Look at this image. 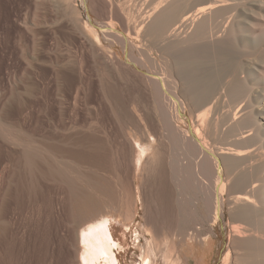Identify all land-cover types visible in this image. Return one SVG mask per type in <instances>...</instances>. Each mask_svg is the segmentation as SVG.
Wrapping results in <instances>:
<instances>
[{
  "label": "rangeland",
  "instance_id": "obj_1",
  "mask_svg": "<svg viewBox=\"0 0 264 264\" xmlns=\"http://www.w3.org/2000/svg\"><path fill=\"white\" fill-rule=\"evenodd\" d=\"M63 1L65 2L63 3ZM55 2L59 4L57 5ZM129 2L127 0H114V1L113 0H0V122L2 123L3 121V123L8 125V126L4 125L5 127H11V128H14L15 125L18 126L19 124H21L18 127H22L27 132L28 130H30L31 133L30 132L29 133L32 134L33 132L35 134L34 136L36 135L40 136L38 137L40 138V140H42L41 138H44L43 143H46L47 141L46 143L47 145L49 144L51 145L52 141L49 140L50 138L49 136L52 133L51 135L53 134L55 135L54 138L59 137L56 140L58 141L60 140L59 143H57L58 141H56V143L59 144L60 146L58 145L53 146V144L51 146L53 149H55V152L56 151H60V153L64 152V150L68 146L67 149L69 148V151L66 152L65 150L64 153L66 154V156L68 154H69L68 156H70L71 154L70 158L68 156L63 157L65 155V154L63 155V153L59 157L58 155L59 152L58 153L56 152L57 153L56 158L58 159L59 157V160H57L58 162L57 164H60L59 167L63 166L65 169L66 168L65 165L66 166L68 165L67 168L69 169L66 168V171H65L66 174H64L65 172L62 173L63 175L58 173V176L56 177L57 181L55 182L56 184L54 183L55 185H52L53 189H51L50 191L49 186H51V184H49L50 182L47 179L45 180L44 178H41V179L39 178L37 180L35 178L33 181L31 180L32 177L31 178L29 177L30 176L29 174L27 175L26 173L25 175V173L23 172L22 173L18 172L20 169L17 168L15 164H13L15 163L14 159L16 157L14 156L12 152L13 150L15 152L18 148H19L18 149L19 151L20 147L9 144L6 141V139H3L4 137L0 138V140L2 141V142L0 141V150L3 152V154L6 152L5 154L7 156V157L5 156L7 159L5 157H1L3 155H2V152L0 151V154H1L0 155V160H1L0 161V167H1L0 168V201L1 202L4 201L3 208H1V210L3 209L5 210L4 212L7 213V215L4 213L5 216H7L9 220L11 219V221L14 218H16L14 217V215H16L18 212L19 214L21 212L22 217L24 214V218H23L24 220L25 218L28 219L26 220V222H24V220L21 219L24 224H20L21 225L19 226L20 229L16 228L18 230V231L16 230L18 234L11 233V232H15V231H11V228H9L10 230L8 229L7 232L4 230L7 233V234L5 233V235H4V232L1 231L0 233V264H78V259H77L78 245L76 242V238H77L76 235L79 229L78 227L81 225L82 221H84L85 219L83 218V216L79 215L78 213L75 214V212H78V210L81 207H83L85 204L92 205V202L94 203L95 206L97 205V207H98V203H99V206L101 207L102 205H104L106 207V208L103 207L105 210H107V208L111 206L114 208V210L112 207H111V210L109 208V211L108 210L105 211L106 213L104 214L109 215L112 213L111 214V217L113 219L111 220L112 232H114V236L116 238H119L120 240H122L123 239L121 235L122 226H121V221H120L121 218L118 216L119 215L118 214L119 210L117 208L118 204L114 205V203H118L117 197L119 196V193H120V190H117L119 189L118 186L120 188L123 185L124 187L125 186L127 187V186H132V184L135 183L137 186H140L138 187L139 190L142 189L144 191L142 192L145 193L147 197V198L144 197L145 195L141 192L143 194L144 199L151 200L152 195L155 194L154 193L155 191H157L158 193L162 190V188L164 189L165 185L161 184L163 183L161 181H166L169 179V172L166 173L169 170V166H168L169 159L170 161L171 159H173L171 163L173 162L174 165H176V167L180 165L179 166L180 170L181 169L184 170L183 167H186L185 169L187 170L188 168L191 169V167L195 166V169L192 168L191 169L192 171L190 169L188 171L189 173H194L195 171V173L198 175H196V177L193 176L190 178L191 183L189 186H187V188L186 187L178 188L180 189L179 190L180 192H178V194L175 197H178V196L179 197L177 199L175 198L173 201L174 203L176 200L175 202L176 204L175 203L173 204L175 207L172 206V208L174 207L173 210L176 209L177 212L175 213L176 215L172 217V219L173 218L175 219L172 220V224L169 226V230L167 232L168 237L166 236V238L164 239L166 241H159L160 240L159 232L153 233L152 237L154 236L155 237L150 242V246L153 245L151 246V248L153 247L152 249L153 250L155 249L154 251H152V253L154 252L153 253L154 255H152L153 264H183V263L187 264V261L190 264H192L194 263V261L197 262L198 258H200L202 248L207 246L209 242L210 243L214 242L213 243L214 244L213 245L214 246V257H213L211 264H222L223 263L222 256L227 248L228 249L230 248L229 250L231 252L228 264L229 263L230 264H249L248 261L250 259L248 258V255L246 259L245 257L246 254L244 250L240 248L237 241L235 242L234 238L232 237L233 236L232 228H234V225H233L234 223L232 224V222H235V224L240 222L242 223V225L244 224V227L246 224H248L247 225L248 227L246 226L247 231H249V233L250 231L251 233L254 231L253 233H255L254 234L255 238L254 237L252 238L255 239L256 244L254 243V245H255L256 253H254L253 256H251L250 261L252 260L254 262H257L256 260L260 261V259L262 260V257L264 256L263 254L264 252H262L263 249L261 248L262 247L261 244L264 243V240H263L264 238L261 235L263 232L262 231L263 229L262 230L259 229L263 227L262 226L263 222L260 221V218L261 216H263L264 210L260 209L262 212L260 210L253 211V213L256 215H254L253 213L251 214L247 213V216L248 214L251 215L248 217L249 220L246 217L245 220L240 221V219L237 220V218H235L233 214L232 206H229L230 204L227 202L228 200L225 199L223 203V207H222L223 214H221L220 218H217L212 224V217L210 215L212 214V212L210 213V211H208L209 209H208V205L206 201L207 194H205V191L208 190V188L213 184L212 183L213 182L212 180H214L212 178L213 176L206 174L199 167L201 166L200 163L205 159L202 155L198 154L200 156L198 157V155L195 154L194 155L195 157H194V156L188 155L187 153H184L185 151L182 149L181 144L177 143L178 144L177 145L176 141L174 139L172 140L174 136L173 132L171 133L169 129L168 130L164 129L168 127L167 125L166 127L162 126V125H165L166 122L164 119H162L163 117H161L159 104L158 102H156L157 94H156V90L153 85V82L151 80L152 78H149L147 76V74H150V72L163 73L164 71L162 72V70L164 68H161V67L163 66V64L167 62L169 63V60L167 58H166L167 61L165 60L166 54H164L161 51L162 47L165 45L167 40L163 39L162 40L163 42L161 45L162 47L160 46L161 44L160 39L162 37V34L164 38L166 37V34L162 32L161 35L159 34L160 38H158V35H157L156 37L157 40H155L156 38L153 36L152 39L155 40L153 42V40L151 39L152 36L150 34L148 35H150L151 37L148 36L145 32H143L144 34L141 33L142 31L145 30L144 28L147 26L146 24H148V22L150 21L149 19L145 20L140 31L136 33L137 30L135 28L137 27V24L140 23L139 20H143V15L140 13H145V11H147L151 7L152 4L150 3V0H141V1L140 0H134V1L130 0ZM125 3L128 5V7H130V11L132 10L131 11L132 15L136 16L138 14L137 11L139 12V14L136 16L138 18H136L134 21L133 19H131L132 20L131 21L129 18H127L128 16L126 15V10L123 9V5H125ZM149 3L151 5H149ZM115 7L118 8V10ZM140 16L142 17V19ZM84 21H87L88 24L92 23L94 25V28H93L94 30L96 28V31H97L96 33H98L97 38L100 41L98 43V46H100L101 44L102 46L105 45L102 50H100V48L102 47L101 46L97 47L95 41L93 40L94 38L96 39L95 37L96 33L94 34L93 32L94 30L92 28L85 27ZM109 21H111L110 23L114 25L116 30H118V33L116 34L112 30H107V33L113 32L111 34H114V35L116 34L118 39H115L116 36H114L115 37L114 38L111 34L110 36H107L109 35V33L107 34L106 32H104L105 33L104 34L105 36H104L101 30L99 29V27L101 26V23L102 25H104L108 23ZM133 22L134 23L136 22V24L134 25ZM191 25L193 26V24ZM191 27H189L190 30H191ZM189 28L187 30H189ZM181 31H184V29L180 30L179 32L181 33ZM119 34L120 35L122 34L123 36L127 37L128 44L126 46H124L123 43L121 42L120 39L122 35L119 36ZM179 35H175V36L173 35L175 38L173 36L171 38L174 39L173 41H175L176 37H178L177 39L178 41L179 38L182 36V35L181 36ZM150 39L152 40V42L150 41ZM167 39L169 40V37ZM154 43H157V45L156 44L155 45L156 47L159 46L158 48H160V51L155 48V45L153 46ZM152 47H154L156 51ZM110 50L113 52L111 56L107 54ZM156 52H158L159 54H157ZM105 54H107L109 58L105 56ZM160 54H163L165 56L160 55ZM251 56L257 59L256 61H259V59H264V51L262 50L260 45H255L254 47H252ZM72 58H73V61H72ZM68 59L70 60V62ZM71 61L73 62V64ZM74 62H75V65H76V62H78L75 67H74ZM260 82L264 83V80L262 79L260 80ZM32 85L34 87H32ZM126 91L129 92L128 94L130 96L127 94ZM76 93L78 96L76 95ZM124 96H126V100H127V97H130V98L131 96H134V97H132L133 100L132 98L131 99L129 98L127 100L128 101L127 103L125 102L126 100ZM74 97H76V99ZM138 99L140 100V102ZM121 100H125L123 101L124 103L121 102ZM129 101L131 104L133 103L132 104L133 106L135 105L134 106L135 108L131 104H129ZM125 103H127V107L131 105L132 108L135 109V111L137 110V113H138L137 115L141 114L140 118H143L144 121H146L147 123H141V126L138 127L137 125H140L138 122L140 121L139 116L130 114L131 111H133L132 113H134V110H130V112L128 111L129 114L124 113L125 110L123 111L122 109L127 108V107H124ZM262 103L264 105V101ZM120 106H122V109ZM130 107L128 108L130 109ZM129 109H126V110H129ZM121 111L123 112L121 113ZM120 114L121 115L123 114L122 117H125L124 115H126L128 116V118H129V115H131L129 119L125 117L127 119L126 123H128V121L131 120V117H133L135 121H133L134 119L132 118L131 123L129 122L128 124H126L125 118H124L123 122L121 123L120 120H122V117L120 118L121 116ZM171 115L173 116L174 114L171 112ZM183 115L185 116L184 119L186 117L189 118V116H191L189 120L192 119L191 123L193 122L194 115L192 113L188 111L186 112L183 111ZM136 116L138 117L137 121H136V118H137ZM144 116H147V117H144ZM100 118H102V120ZM116 119L118 120V122ZM172 121L174 122L172 123L174 124L176 128L182 129L181 130L182 132L186 128V124H184L182 120L181 121L176 120L175 116L172 117ZM13 122H16V123H13ZM119 122L122 125L124 123V125L120 126L121 124ZM134 122L135 123L137 122V124H134ZM247 122H248V118H247ZM88 123H90V125ZM79 124L81 125L80 126L81 128L77 127L79 126ZM129 124H133V125H129ZM142 124H144L143 125L144 127L146 126L145 127L146 129L149 128L148 132L152 134L155 139L154 145L158 146L157 148L162 151L160 153L156 152L157 154L155 153V156H157L159 160L162 159V162L161 160L158 161L156 157L155 159L160 164L162 163L161 166L163 165L166 170L163 168V166L162 168L157 167L156 169V166L159 165L156 160L154 161L151 160L152 165H151V162H149L150 164L148 163L149 165L146 162L145 164L147 166L146 165L144 167L143 165L141 166L144 168V170L140 167L141 170L139 168L135 172L132 171L133 169L131 165H129L128 168H124V167L122 168V165H120V164H123L125 160L127 162L129 160L128 158H130V154H129L130 146L129 144L127 146L128 140L126 136L128 132H130L129 136L133 135L135 136V138L137 137L136 139L139 138L138 141L143 142L147 140L145 133L142 132V130L145 129L144 127H142ZM12 125L14 127H12ZM74 127L76 129H74ZM85 127L87 129H85ZM150 127H153L154 129ZM65 128H68V129L66 130ZM139 130H141V133ZM74 131L75 133H73ZM168 131L170 133H168ZM47 132L49 133L51 132V133L49 134ZM71 132L72 134L70 137L69 133ZM0 133L2 132L0 131ZM46 133L49 134V136L47 135L49 138L46 137ZM65 133H66V136L67 134L69 136L66 137ZM142 133L144 135H142ZM169 135H172V136H170L169 138ZM37 136L35 137V139H38ZM209 136H211L210 138H213L214 140H216L213 134ZM80 137L82 138V140L83 139L84 140L82 141ZM124 137H126V139ZM63 138L64 139L66 138V140L68 138L69 139L71 138V140L66 141ZM38 140H37V143L40 144L41 141L38 142ZM75 140H76V143L74 142ZM124 140H126V142ZM61 141L62 143L64 141V143L62 144ZM95 141L99 144L95 143ZM67 142H68V145H67ZM171 143L172 144L175 143L176 146L173 145L172 147ZM46 144H44V146L47 149L48 147ZM61 144L62 146H64L63 148L61 147ZM40 146L44 147L42 143L40 144ZM55 146L57 147L54 148ZM239 146L240 148L245 147L244 145H243L244 147H241V144H239ZM51 147L49 146V148ZM169 147L172 148L174 151H171ZM174 147H177L178 150ZM212 147H213L212 149L214 148L215 150L217 149L215 144ZM76 149H78V151L80 150L79 152H81L80 153L81 155L77 154L78 151ZM73 151L75 153H73ZM93 151L94 152L102 151L100 153V155L102 154V157H100L99 159L100 161L102 159L101 161L102 164L100 163L98 165H93L92 162H90L92 161L90 158L91 156H88V155H90V152H93ZM8 152L10 153L11 158L12 157L14 158V159L12 158L11 161L8 160V158L10 157L8 155L9 154ZM169 152H171L170 155L168 154ZM118 153L120 156L118 155ZM172 154H175L177 156L172 155ZM103 155H105L106 157L103 158ZM72 156L74 159H72ZM121 156L124 157V160ZM62 157L64 160L67 158L65 160L66 162H64ZM120 157H121V161H120ZM150 158L152 157L148 156V158H146V161H149ZM175 158L177 159L176 161L178 165L176 164ZM70 160L71 161L74 160V161L71 162ZM76 160L78 163L75 162ZM198 160H200V162ZM62 161L66 164L61 163ZM118 161L119 162L123 161V162L119 164ZM68 162L70 164H67ZM154 162H156V164ZM194 162L197 164L199 163L198 164L199 166H197V164H195ZM42 164H45V162L42 161ZM153 164L155 165L153 166ZM255 164L256 163L252 165L254 166V168H252L251 166V169L255 170V168L257 167L255 166ZM1 165H3V167ZM43 166H44L43 170L45 171L46 165H43ZM96 166H97V169H96ZM59 167H58V170H59ZM149 167L150 169L148 170ZM120 168L122 170H120ZM129 168L131 169L130 170L131 172L129 171ZM163 169L166 172H163ZM61 170L58 172H62ZM67 170H68V173H67ZM125 170H128V171H125ZM121 171L122 173H120L121 174L120 175L119 172ZM159 171L162 173H160ZM200 171L202 172L199 173ZM136 172L138 175L136 174ZM20 173L22 176L24 175V178L20 175ZM123 173H124V176H123ZM125 174L131 175V176L134 175L133 176L134 178L128 177V175H125ZM164 174L168 176H165ZM17 175L21 177H18ZM160 175L162 176L160 177ZM25 176L27 178L29 177L28 178L29 182H32L33 185H31V183L28 184V179ZM117 176L118 178L116 179ZM138 176L140 177V179ZM10 177L14 178L15 180L12 178L9 179ZM21 178H22V181L19 180ZM129 178L130 179L132 178L133 181L131 180L130 182ZM24 179L26 180L25 182L26 185L22 186L21 184L25 181ZM119 179L121 181H119ZM122 180H123V183H122ZM17 181H18V184L21 183L19 186L17 183H15ZM8 182L11 183L10 186L8 185ZM140 182L143 186L141 184L138 185V183ZM106 183L108 184L110 189L108 188ZM14 184L16 187L14 186ZM112 185L113 186L116 185L117 189L114 188ZM149 185L150 186L152 185V186L150 187ZM206 185L207 187H205ZM141 187H143L144 189ZM5 188L7 189V191ZM15 190L16 192H14ZM117 191H119V193ZM7 192H8L7 194L8 197L6 196ZM163 192L164 190H162V193ZM157 193H156V197H157L156 199L158 201L161 197L164 198L165 194H162L160 192L162 196L160 195V198H159L158 196L159 193L158 194ZM19 194L21 196H19ZM3 196H5V198H3ZM148 196H150V198ZM20 197L21 198L23 197L22 198L23 200ZM225 198H226V195H225ZM109 199L110 201H112L113 205L109 204L111 203L109 202ZM113 199H115L114 202H113ZM152 199H154L155 202L151 200V203L153 204L157 203L156 202L157 200L155 199V197H153ZM144 201L148 202V200H144ZM161 201H162V198L160 199L159 204ZM21 202L24 204H22ZM106 202L108 203L106 204ZM149 202L147 203L148 205H149ZM1 204H0V207L2 206ZM147 204L146 206H148ZM153 204H150L149 206H152ZM159 204H158V209H159ZM161 204H163V202H161ZM252 204L255 205L257 204V202L252 203ZM107 205L109 206L107 207ZM149 206L147 208H149ZM162 207L163 205H161L160 208ZM16 208L18 209L21 208L20 209L21 211H18V209ZM97 209L98 210L101 209L99 210V213L102 212L103 214L104 211L102 210L104 209L102 208H97ZM16 211L18 212L16 213ZM259 212H261L262 214L261 216ZM19 214L17 215V218L18 217L22 218L21 216H19ZM258 216L260 217L257 218ZM139 221H140V215L137 216L135 220V225ZM259 221L261 222V224ZM24 225L26 228L24 227ZM135 225H133L132 228H134ZM21 227L23 229L25 228L27 231L24 232L23 229H21ZM170 227H172V230ZM260 231H261V234H260ZM257 232H258V235L256 234ZM154 234H156L159 237H156V235ZM15 235L16 236L19 235V236L16 237ZM256 235L259 237H256ZM155 238H156V241H155ZM157 238L159 239L158 241H157ZM128 240H130L129 233H128ZM142 244H144V240H142ZM133 250L134 249L131 248L127 256H125V254L122 252L123 264H132L131 263L132 262L131 252ZM133 259L138 260L137 256H134ZM173 261L174 263H171Z\"/></svg>",
  "mask_w": 264,
  "mask_h": 264
},
{
  "label": "bare ground",
  "instance_id": "obj_2",
  "mask_svg": "<svg viewBox=\"0 0 264 264\" xmlns=\"http://www.w3.org/2000/svg\"><path fill=\"white\" fill-rule=\"evenodd\" d=\"M127 1L129 2L130 0H127ZM64 2L65 1H63V3ZM52 3H53V1H52ZM150 3H149V5H151V7L147 11H145V13H140L143 15V20H139L140 23L138 21L139 24H137V27L135 26L136 27L135 29L137 30L136 33H138V31H140L143 23L145 22V20L149 19L150 21L148 22V24L145 23L147 25V26L145 25L146 26L144 28L145 30L142 31L141 33L145 32L147 35L150 34L152 37L150 35H148V36H150L151 39L153 38V36L156 38L157 35H158V38H160L159 36L161 35L162 32L164 34H166L165 38L163 37V34H162V37L160 39L161 44L160 43L159 44L161 46L162 42H163L162 40L163 39L167 40L165 45L163 44L164 46L163 47L161 46L162 47L161 51L164 54H166L167 57L163 54H160V55L165 56V60L167 58L169 60V63L168 62L165 63L167 60L165 62H163V63H165L161 67V68H164L163 70L161 69L162 72L164 71L163 73L150 72V74H147V76L149 78H152L151 80H152L153 85H154L155 90H156V94H157V101L156 102H158V104H159L161 117H163L162 119H164L165 122L167 123L166 124L165 122H163V123H165V125H162V126L166 127V125H167L168 127L164 128V129H166V130L169 129V131L171 133L173 132L174 136H173L172 140L174 139L176 141V144L177 143L181 144L182 149L185 151L184 153H187L188 155H191V156H194L195 154L196 155L199 154L205 158L200 163L201 166L198 165L199 163L198 164L195 162L194 163L197 164V166H199L203 172H205L208 175H212L213 176L212 178L214 179V180H212L213 184L211 186L209 185L210 187L208 188V190H206L207 188L205 189L206 191L204 190L205 194H207L206 195L207 196L206 201H207V205H208V209H209L208 211H210V213L212 212V214H210V215H212L211 216L212 221H215L217 218H220L221 214H223L222 213V207H223V203H224L225 199L228 200L227 202L230 204L229 206H232L233 214H234L235 218H237V220L240 219V221L245 220L246 217L248 218L249 216H251L249 214L247 216V213L251 214V213H253V211H257L260 209L264 210V105L262 103L264 101V83L260 82V80H262V79L264 80V59H259V61H256L257 59H255L254 57L251 56L252 47H254L255 45H260V47L264 51V21H262V20H264V0H150ZM125 5H123V9L126 10V15L128 16V17L127 16L126 17L129 18L130 20L133 19V21L136 18H138L136 16L139 14V12L137 11L138 14L136 16L132 15V12H131L132 10L130 11V7H128V5L126 3H125ZM124 6H125V8H124ZM136 8H138V7H136ZM116 9L118 10V8H116ZM123 9H121V10H123ZM141 19H142V17H141ZM130 20H129V22H130ZM110 22L111 21H109L108 23H106L104 25H102V23H101V26L99 27V29L101 30L103 35L105 34L104 32L107 33V30H112L116 34L118 33V30H116L114 25L111 24ZM135 24H136V22L134 23V25ZM191 24H193V26ZM84 25H85V27H89L92 29L94 28V25L92 23L88 24L87 21H84ZM189 27H191V30ZM188 28H189V30H187ZM182 29H184V31H181V33L182 32H184V33L181 34L179 31ZM93 32H94V34L97 32L96 28ZM113 32H111V33H113ZM111 33H109V35H107V36H110ZM116 34L115 35L111 34V35L114 37V36H116ZM179 34H181L182 36ZM121 35L119 34V36H121ZM173 35L174 36L179 35L182 38L180 37L181 39L179 38V40L177 41L178 37H176V40L173 41L174 39L171 38ZM95 37H96V39L94 38L93 40L95 41L97 47H100V46L102 47V48H100V50H102L105 45L102 46V44L100 43L101 45L99 44L100 46H98V43L100 42L99 39L97 38L98 33H96ZM168 37H169V40L167 39ZM115 39H118L117 36ZM151 39H150V41L152 42L153 39L152 40ZM170 39H172V40H170ZM120 40L124 46H126L128 44V39L126 36L122 35ZM155 40H157V38ZM155 40H153V42ZM155 44L157 45V43H154L153 46ZM156 45H155V48L160 51V48H158L159 46L156 47ZM152 48L155 50L154 47H152ZM104 51H105V49H104ZM104 51H102V52H104ZM158 52H156V53L159 54ZM162 52H160V53H162ZM112 53L113 52L110 50L107 54L109 56H111ZM107 54H105V56H107ZM252 55H253V53H252ZM109 56H107V57L109 58ZM71 57H73V56H71ZM72 61H73V58H72ZM75 61H77V60H75ZM69 62H70V60H69ZM77 63L78 62H76V65H77ZM72 64H73V62H72ZM72 64H70V65H72ZM76 65L74 62V67ZM71 68H72V66H71ZM159 70H160V68H159ZM107 77H109V76H107ZM79 82H80V80H79ZM260 83H262V84H260ZM115 86H116V84H115ZM32 87H34V86L32 85ZM126 87H124V88H126ZM128 93L129 92H127V94ZM117 94H118V92H117ZM130 94H131V92H130ZM76 95H77V93H76ZM124 97L126 100V96H124ZM132 97H134V96H131V98ZM74 98L76 99V97H74ZM129 98L130 97H127V100ZM125 100H121V102H123ZM127 100L125 102L128 103ZM132 100H133V98H132ZM148 100H149V98H148ZM139 102H140V100H139ZM127 103H125L124 107H127ZM129 104H131L130 101H129ZM138 104H140V103H138ZM131 105H129L128 107H130ZM132 106L130 107V109L128 107L124 108V109H122V106H120V107L123 111L124 110L127 111V112L124 111V113H126V114L128 113V111L130 112V110H134V113H132L133 111H131L130 114L137 115L138 114L137 110L135 111V109H134L135 105L133 106L134 108H132ZM150 108H152V107H150ZM126 109H129V110H126ZM123 111H121V113ZM183 111H185V112L188 111L194 115V116L192 115L194 118L192 123H191L192 119L189 120V118L191 116H189V118L186 117L184 119L185 116L183 115ZM171 112L174 114L173 116L176 117V120H180V121L182 120L183 123L186 124V128L183 130V132L181 131L182 129L176 128L174 126V124H173L174 122L172 121L173 116L171 115ZM122 115L120 116V118L122 117ZM134 115H132V116H134ZM140 115H137V116H139V118H140ZM124 116L128 118V116H126V115H124ZM130 116L131 115H129V118H130ZM125 117H122V120H120L121 123L123 122ZM144 117H147V116H144ZM132 118L133 117H131V120H129L128 123L129 122L131 123ZM247 118H248V122H247ZM100 119L102 120V118H100ZM137 119H138V117L136 118V121H137ZM141 119H142V121H141ZM126 120L127 119L125 118V123H126ZM139 120L140 121H138V122L140 125H137L138 127L141 126V123H147L146 121H144L143 118H140ZM133 121H135V119ZM101 122H103V121H101ZM105 122H106V120H105ZM117 122H118V120H117ZM2 123H3V121H2ZM2 123L0 122V131L2 132V133H0V138L4 137L3 139H6V141L9 144L20 147L19 151H18V149H19L18 148L15 152H14V150L12 152L14 154V156L16 157L15 159L12 157L15 160V163H13V164H15V166L20 169V170L17 169V170H19L18 172H21V173L23 172V173H25V175H26V173H27V175L29 174L30 175L29 177L30 178L32 177L33 179L31 178V180H33V181L35 178L37 180L39 178L40 179L44 178L45 180L47 179L50 182V183L49 182L48 183L51 184V186H49L50 191H51V189H53L52 185L56 184L55 182L57 181L56 177L58 176V173H60V174L64 173L66 171L67 166H68V165L67 166L65 165L66 168L64 169L63 166L59 167L60 164H57L58 163L57 160H59L60 155H62V153L64 155L65 150H66V152L69 151V148L67 149L68 146L66 147V149L64 148L65 149L64 152L60 153V151H56L57 153L59 152V154H58L59 157L57 159L56 158L57 153L55 152V149H53L51 146H52V144H53V146L54 145L60 146L59 144H57L60 142V140L59 141L56 140L59 137L54 138V136H55L54 134L51 135L52 134L51 132H50L51 134L49 132H47L50 134V136H49V134L46 133V137L49 136L50 137V138L48 137L49 140L52 141V142L50 141L51 145L50 144L47 145L46 144L47 141H46V143H43L44 138H41L43 140L42 141V140H40V138H38L40 136L36 135L39 140L35 139V137H36V136H34L35 134L33 132H32V134H30L31 132H30V130H28V128H27V130H28V132H27L22 127H18L21 124H19L18 126L13 124V125H15V127L12 125V127H14V128H11V127H5L8 125H6L5 123H3V124ZM13 123H16V122H13ZM37 123H39V122H37ZM128 123H126V124H128ZM80 124L77 127H80L81 126ZM88 124L90 125V123H88ZM134 124H137V122L136 123L134 122ZM40 125H42V124H40ZM123 125H124V123H123ZM123 125L121 124L120 126H123ZM129 125H133V124H129ZM143 125L144 124H142V127H144ZM9 126H10V124H9ZM54 126H55V124H54ZM134 126H136V125H134ZM150 128L154 129L153 127H150ZM65 129L67 130L68 128H65ZM74 129H76V128L74 127ZM85 129H87V128L85 127ZM138 129H140V128H138ZM148 129L149 128H147V129L145 128L144 130H142V132L145 133V136L147 138V141H145V142L144 141L143 142L138 141L139 138L136 139L137 137L135 138V136H133V135L129 136L130 132L127 131L128 134L126 136H127L128 142H129V143L127 142V146H128V144L130 146L129 147L130 148L129 149L130 158H128L129 160L127 162H126V160L124 162L122 161L124 165L120 164L122 162L118 161L119 164L122 165V168L123 167L128 168L129 165H131L132 169H133L132 171L135 172L142 165L144 167L146 165L145 164L146 162L148 164L149 162H151V160L154 161V160L158 159V157L155 156V153H156L155 150L157 149L158 146L155 147V150H154L155 139H154V136L148 132ZM83 130H82V132H83ZM206 130H208V131H206ZM121 131H123V130H121ZM139 131L141 133V130H139ZM169 131H168V133H170ZM207 132L210 134H208ZM67 133H68V131H67ZM73 133H75V131ZM69 134L71 137L72 132ZM82 134H84V133H82ZM211 134H213V136L216 140H214L213 138H210L211 136H209V135H211ZM142 135H144V134L142 133ZM155 135H156V133H155ZM65 136H66V133H65ZM68 136L69 135L67 134L66 137H68ZM77 136H78V134H77ZM170 136H172V135H169V138H170ZM75 137H76V135H75ZM124 138L126 139V137H124ZM155 138H157V137H155ZM211 139H213V140H211ZM37 140H38V142L41 141L40 144L42 143L43 146H44V144H46L48 148L46 149L45 146H44L45 148L40 146V144L37 143ZM64 140H66V138ZM70 140H71V138L70 139L68 138L66 141H70ZM81 140H82V138H81ZM166 140H168V139H166ZM56 141H58V142L56 143ZM82 141H80V142H82ZM124 141L126 142V140H124ZM4 142H5V140H4ZM74 142L76 143V140ZM77 142H78V140H77ZM61 143H62V141H61ZM63 143H64V141H63ZM95 143H97V142L95 141ZM95 143H94V145H95ZM101 143H102V141H101ZM123 143H121V144H123ZM62 144H61V147L63 148L64 146H62ZM97 144H99V143H97ZM157 144H159V143H157ZM214 144L216 145V148H217L216 150H215V148L212 149L213 148L212 146ZM239 144H241V147H244V146L245 147L240 148ZM67 145H68V142H67ZM163 145H165V144H163ZM173 145L176 146L175 143L172 144V147H173ZM49 146L51 148H49ZM127 146H126V148H127ZM9 147H11V146H9ZM56 147L57 146H55L54 148H56ZM69 147H70V145H69ZM177 147H179V146H177ZM177 147H174V148L177 149ZM72 148H73V146H72ZM78 149H76V150L78 151ZM170 149H171V151H174L172 148H170ZM71 150H73V149H71ZM158 150L161 151L160 149H158ZM79 151L77 152V154L81 153ZM126 151H127V149H126ZM9 152H10V150H9ZM101 152L102 151H100V152L99 151H96V152L93 151V152H90V155H88V156H91L90 158L92 161H90V162H92L93 165H98L101 163L102 159H101V161L99 160L100 157H102V154L100 155ZM119 152H121V151H119ZM5 153L3 154V152H2L3 156H1V157H5L6 156ZM73 153H75V152L73 151ZM170 153L171 152H169L168 154L170 155ZM182 153H183V151H182ZM120 154H122V153H120ZM175 154H172V155H175ZM8 155L10 156V153ZM80 155H78V156H80ZM98 155H99V157H98ZM118 155H119V153H118ZM163 155H164V153H163ZM199 155H198V157H200ZM65 156H66V154L63 157H65ZM70 156H71V154H70ZM70 156H68V157L70 158ZM73 156H72V159H74ZM148 156H150L152 158H150L149 161H146V158H148ZM159 156H161V155H159ZM175 156H177V155H175ZM175 156H173V157H175ZM63 157H62V159H63ZM104 157H106V156L103 155V158ZM121 157L124 160V157L123 156H121ZM121 157H120V161H121ZM155 157H156V159H155ZM198 157H196V158H198ZM12 158L10 156L8 158V160L11 161ZM81 158H82V156H81ZM162 158H163V156H162ZM65 160H64V162H66ZM160 160L162 162V159H160ZM160 160L158 159V161H160ZM176 160L177 159L175 158V161ZM42 161H44L45 164H42ZM73 161H71V162H73ZM169 161H170V159H169ZM169 161H168L169 170L167 168V170H168L167 172L164 171L165 167L162 165L164 168L163 172H166V173L169 172V179L168 180L165 179L166 181H161V182H163L161 184L165 185L164 189L162 188V190H164V192L162 193V190L160 191L162 194H165L164 198L161 197L162 198L161 202H163V204H161V202H160V204L163 205L162 208H160L161 205L159 204V201L161 199L160 198V195H161L160 192H158L159 193L158 194L157 191H155L154 192L155 194H153L154 196L152 195V198L155 197V199H156L157 198L156 193H157L159 198H160L159 201L156 199L157 203L153 204V203H151V200L154 201V199H152V198H151V200L144 199V197H146L145 193H143L144 191L142 189L139 190L138 187H140V186H137L133 182H132L134 184V186L132 184L133 187L132 186H127V187L125 186L124 187V185H123V186H121V188L118 186L119 189L116 188V185L115 186L112 185L117 190H120V193H119V191H117L119 193V196L117 197L118 203H114V205L118 204V207H117L119 210L118 216L121 218L120 221H121V226H122V230H121L122 231L121 235L123 237L122 240H120L119 238H116L114 236V232H112V225H111V220H113L111 217L112 213L109 214L110 216L107 214H104V213H106L105 211H107V210L109 211V208L111 210L112 206L107 208V210H105L103 208V207H105L104 205L100 204V205H102V207H101V206H99V203H98V207H97V205L95 206L94 203L92 202V205L91 204L90 205L85 204L83 207H81L78 210V212H75V214L78 213L79 215L83 216V218L85 219L81 223L82 226L80 225L78 227L79 229H78V232L76 235L77 236L76 242L78 245V255H77L78 264H123L122 252L125 254V256H127L129 253V250L131 248L134 249L131 252V256H132L131 257L132 258L131 263L132 264H153V261H152L153 256L152 255H154L153 254L154 252L152 253V251H154L155 249L153 250L152 249L153 247L151 248V246H153V245L150 246V242L155 237V236L152 237L153 233L154 232L160 233L159 234L160 240L157 238V241L158 240L159 241H166L164 239L167 236V232L169 229L168 225L172 224L171 221H170V224H168L169 218H170V214L173 213L171 211H174L173 209L175 206L173 204L176 202V200L174 203H173V201L175 198L177 199L179 197V196L175 197L178 194V192H180L179 191L180 189H178V188H180V187L181 188H183V187L187 188V186H189L191 183L190 178L193 176L196 177V175H198L195 173L194 170H193L194 173H189L188 170L190 168H188L186 170L185 169L186 167H183L184 170L183 169L180 170V168H179L180 165L178 167H176V165H174L173 162L171 163V161H173V159H171L170 162ZM198 161L200 162V160H198ZM64 162L62 161L61 163H64ZM75 162H77V160ZM154 163L156 164V162H154ZM254 163L257 164V165L255 164V166H257L255 168V170L251 169V166L254 165ZM64 164H66V163H64ZM67 164H70V163L68 162ZM79 164H80V162H79ZM155 164H153V166ZM158 164L161 166L162 163L160 164L158 162ZM176 164H177V161H176ZM43 165H46L45 171L43 170V167H44ZM151 165H152V162H151ZM159 165L157 167L162 168V166L160 167ZM1 166L3 167V165H1ZM58 167H59V170H58ZM143 167H141V168L144 170ZM157 167H156V169H157ZM187 167H189V166H187ZM141 168H140V170H141ZM181 168H182V166H181ZM192 168L195 169V166L191 167V169ZM200 168H199V170H200ZM252 168H254V166H252ZM67 169H69V168H67ZM96 169H97V166H96ZM149 169H150V167L148 168V170ZM17 170H16V172H17ZM60 170L62 172H58ZM101 170H103V169H101ZM120 170H122V169L120 168ZM120 170H118V171H120ZM130 170L131 169L129 168V171ZM94 171H95V169H94ZM125 171H128V170H125ZM202 171H200L199 173H201ZM21 173H20V175H21ZM67 173H68V170H67ZM120 173H122V171L119 172V174ZM124 173H123V176H124ZM160 173H162V172H160ZM64 174H66V172ZM136 174H137V172H136ZM143 174H142V176H143ZM125 175H128V174H125ZM164 175L168 176L166 174H164ZM180 175H181V177L183 176L182 179H181ZM21 176H18V177H21ZM133 176L128 175V177H133ZM161 176L162 175H160V177ZM22 177L24 178V175ZM119 177H121V176H119ZM11 178L12 177H10L9 179H11ZM117 178H118V176L116 177V179ZM12 179H14V178H12ZM139 179H140V177H139ZM19 180L22 181V178ZM37 180H36V182H37ZM131 180L133 181L132 178L129 181L131 182ZM138 180H137V182H138ZM20 181H19V183H20ZM119 181H121V180L119 179ZM25 182H26V180L22 184L21 183L20 184L22 186H24V185H26ZM130 182H128V183H130ZM15 183L18 184V181ZM29 183H31V185H33L32 182H29V179H28V184ZM122 183H123V180H122ZM10 184L11 183L8 182L9 186H10ZM20 184H18V186ZM140 184H141V182L138 183V185H140ZM151 184H153V183H151ZM127 185H129V184H127ZM164 185H162V186H164ZM207 185L205 187H207ZM9 186H8V188H9ZM14 186H15V184H14ZM107 186H108V184H107ZM25 188H26V186H25ZM108 188H109V186H108ZM141 188H143V187H141ZM99 190H101V189H99ZM6 191H7V189H6ZM8 191H9V189H8ZM18 191H20V190H18ZM158 191H159V189H158ZM14 192H16V190ZM104 192H105V190H104ZM141 192L145 195L144 197H143V194ZM7 194H8V192L6 193V196H7ZM110 194H111V192H110ZM116 195H118V194H116ZM225 195H226V198H225ZM19 196H21V195L19 194ZM148 197L150 198V196H148ZM3 198H5V196H3ZM102 198H103V196H102ZM110 199H109V202L112 203V201H110ZM205 199H206V197H205ZM205 199H203V200H205ZM144 200H148V202L150 201L149 205L150 204H153V205L149 206L147 204L148 202L147 201L145 202ZM114 201H115V199H113V202ZM3 202H1L2 204L0 203L2 205L0 207V229H1L0 233L2 231V232H4V235H5L7 230L9 228H11V231H15V232H11V231L10 232L15 234V233H17L16 228L20 229V227H19V226H21L20 224H24L22 221V220H24L23 219L24 214L22 217L21 212H20V214L18 212V211H21L20 210L21 208L20 209L16 208V209H18V211H16V213L17 212L18 213L16 215H14V217H16V218L13 217L14 219L12 218L13 219L12 221H11V219L9 220V218L7 216H5V214L7 215V213L4 212L5 210L4 209L1 210V208H3ZM256 202H257V204H255V205L252 204V203H256ZM17 203H15V204H17ZM107 203L108 202H106V204ZM111 203H109V204L113 205V203L112 204ZM145 203L149 206V208H147L148 206H146ZM228 203H227V205H228ZM22 204H24V203H22ZM158 204H159V209H158ZM52 206H53V204H52ZM108 206L109 205H107V207ZM172 206H174V207L172 208ZM97 208L104 209V210H102V211H104L103 214H102V212L99 213V210H101V209L98 210ZM113 210H114V208H113ZM261 212H259L260 216L262 215ZM18 214L22 218H20V217L17 218ZM174 214L175 213H173V215ZM138 215H140V221L135 225V220H136ZM254 215H256V214H254ZM178 216H180V215H178ZM260 216H258L257 218H259ZM35 218H37V217H35ZM173 219H175V218H173ZM26 220H28V219L25 218L24 222H26ZM248 220H249V218H248ZM30 221H32V220H30ZM260 221L263 222L262 223L263 227L259 228L261 230L263 229L262 234H261V231H260V234L264 238V213H263V216H261ZM184 223H185V221H184ZM232 224L234 225V228L231 227L233 229L232 230V235H233L232 237L234 238L235 242L237 241L240 248L244 250V252L246 254L245 255L246 259H247V255H248V258L251 260V256H253V254L256 253L255 245H254V243H255V239H254L255 233H253L254 231L252 233H251V231H250V233H249V231H247L246 226L248 224H246L245 227H244V224L242 225V223H240V222L237 224H235V222H232ZM260 224H261V222H260ZM133 225H135L134 228H132ZM27 226H28V224H27ZM14 227H15V229H14ZM22 227H21V229H23ZM24 227H25V225H24ZM178 227H179V225H178ZM191 227H192V225H191ZM25 228L23 229L24 232L27 231ZM170 228L172 230V227H170ZM166 230H167V232H166ZM128 233H129L130 240H128ZM256 234L258 235V232ZM154 235H156V234H154ZM257 235H256V237H259ZM18 236H16V237H18ZM35 236H34V238H35ZM159 236L156 235V237H159ZM252 237H254V238H252ZM22 240H23V238H22ZM142 240H144V244H142ZM155 241H156V238H155ZM155 241H153V242H155ZM170 241H171V239H170ZM178 241H179V239H178ZM15 244H16V242H15ZM174 246H175V244H174ZM261 246H262L261 248L263 249V250L262 249L261 250H262V252H264V247H263L264 243L261 244ZM174 248H176V247H174ZM171 249H172V247H171ZM229 249L227 248L226 251L224 252L223 256H222V262H223L222 264H228V262H229V257H230V253H231ZM134 256H137L138 260H134L133 259ZM261 257H262V255H261ZM263 257H262V260L260 259V261L256 260L257 262H254L253 260L252 261L249 260L250 262L248 261V263L249 264H264V258ZM171 263H174V261ZM187 264H190V263L187 261Z\"/></svg>",
  "mask_w": 264,
  "mask_h": 264
},
{
  "label": "crops",
  "instance_id": "obj_3",
  "mask_svg": "<svg viewBox=\"0 0 264 264\" xmlns=\"http://www.w3.org/2000/svg\"><path fill=\"white\" fill-rule=\"evenodd\" d=\"M147 141V140H146ZM145 142V141H144ZM155 147H157V146H155L154 145V150H155ZM156 152H162V151H159L158 150V148L155 150ZM157 167V166H156ZM161 167V166H160ZM171 212H173V213H176L177 211H171ZM170 212V213H171ZM173 213H171L170 214V218H169V223L168 224H170V221L172 222V217H174V215H176V214H174L173 215ZM212 216V215H211ZM168 219V218H167ZM214 223V221H212V224ZM171 225V224H170ZM170 225H168V226H170ZM167 226V227H168ZM169 228V227H168ZM167 228V229H168ZM169 230V229H168ZM166 232H167V230H166ZM214 242H209L208 244H207V246H205V247H203L202 248V254L200 255V258H198V260H197V262L196 261H194V263H192V264H211V262H212V260H213V257H214V244H213ZM224 254V253H223Z\"/></svg>",
  "mask_w": 264,
  "mask_h": 264
}]
</instances>
